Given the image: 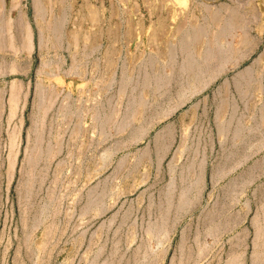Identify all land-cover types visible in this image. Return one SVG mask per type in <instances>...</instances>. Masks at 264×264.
Returning a JSON list of instances; mask_svg holds the SVG:
<instances>
[{"label":"rangeland","instance_id":"obj_1","mask_svg":"<svg viewBox=\"0 0 264 264\" xmlns=\"http://www.w3.org/2000/svg\"><path fill=\"white\" fill-rule=\"evenodd\" d=\"M32 10L56 59L0 78V264H264V0Z\"/></svg>","mask_w":264,"mask_h":264},{"label":"crops","instance_id":"obj_2","mask_svg":"<svg viewBox=\"0 0 264 264\" xmlns=\"http://www.w3.org/2000/svg\"><path fill=\"white\" fill-rule=\"evenodd\" d=\"M32 0H0V78H9L16 68H28L31 75L33 57H37L38 66L52 63L56 56L50 49L54 41L46 34L33 32ZM102 44L95 43L94 50L81 40L78 51H70L69 58L77 63L79 71H88V66L111 64L112 56L102 51ZM52 48V47H51ZM66 56H63V59Z\"/></svg>","mask_w":264,"mask_h":264}]
</instances>
